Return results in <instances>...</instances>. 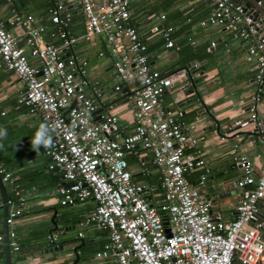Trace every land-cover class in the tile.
Returning <instances> with one entry per match:
<instances>
[{"label":"built area","instance_id":"1","mask_svg":"<svg viewBox=\"0 0 264 264\" xmlns=\"http://www.w3.org/2000/svg\"><path fill=\"white\" fill-rule=\"evenodd\" d=\"M76 1L83 18L78 36L68 29L69 13L52 1L47 20L53 25L48 32L53 42L41 40L45 27L39 24L26 29L25 46L19 45L0 19V61L22 84L15 107L23 106L38 117V131L41 125L47 128L51 145L39 148L47 168L59 174L54 189L58 203L91 200L93 207L84 222L106 230L94 257L110 258L112 264H264V216L259 211L264 209V169L256 170L245 156H238L241 175L225 184L244 195L232 218L213 212L200 190L209 174L208 164L194 150L196 139L178 119L180 113L175 117L162 105L175 81L185 76L192 81L189 70L164 72L149 66L146 46L130 23L128 0ZM203 1H209L212 10L199 25H220L234 39L253 38L244 56L255 64L253 90L244 104L251 133L264 135L257 113L264 87V35L257 33L258 23L240 5L230 0ZM20 21L16 15L12 23ZM161 35L165 47L174 46L171 27H164ZM93 36H100L108 47L116 77L113 92L130 104V132L120 133L117 115L103 103L99 81L88 75L86 60L72 50L78 39ZM28 56L37 63H29ZM141 150L150 154L156 183L132 178L129 157L141 174L149 171ZM194 170L200 171L196 186L187 181ZM0 178L10 181L2 166ZM15 194V202L6 200L13 204L7 209V226L24 203V197ZM7 243L10 250L18 249L13 230H7Z\"/></svg>","mask_w":264,"mask_h":264},{"label":"crops","instance_id":"2","mask_svg":"<svg viewBox=\"0 0 264 264\" xmlns=\"http://www.w3.org/2000/svg\"><path fill=\"white\" fill-rule=\"evenodd\" d=\"M52 1L11 0L5 3L0 0V19L19 45L25 46L26 29L39 24L45 27L41 40L53 42L54 39L48 35L53 25L47 20ZM54 1L60 2L63 10L69 13V31L80 35L83 18L77 1ZM128 2L130 23L146 46L149 66L164 72L187 67L192 75V81L188 76L175 81L163 96L162 105L175 117L180 113L178 119L196 139L194 150L208 164L209 174L200 190L208 198L211 210L225 219L232 218L235 204L244 195L242 190L225 184L228 179L241 175L237 157L245 156L256 170L264 169V135L251 133L244 104L253 90L255 64L244 59L246 48L253 38L234 39L220 25H199V21L212 10L209 1ZM16 15L21 17L19 24L12 23ZM27 15L32 20L26 21ZM164 27H171L173 47L164 46L161 35ZM212 42L213 45L210 44ZM72 50L86 60L88 75L99 81L103 103L105 106L110 104V112L117 115L120 133L130 132V104L112 90L116 77L106 43L100 36L89 40L78 39ZM28 62L36 64L37 60L28 56ZM193 81H196L195 85ZM21 90L22 84L17 75L7 70L0 61V129L6 132V135L0 136V166L10 173V181L2 183L7 199L15 202V191L24 197L21 213L8 226L14 231L18 245L15 251L9 249L10 263L112 264L110 258L98 260L94 257L106 239V230L84 222L85 215L93 207L92 201L87 199L65 206L58 203L54 189L59 182V174L47 168V158L40 148L34 150L30 144L38 132L39 119L25 107H15ZM257 113L258 119L264 123V89L257 104ZM236 120H240L238 125L233 124ZM141 153L149 171L141 174L131 158L129 164L135 175L133 179L156 183L150 154L146 150H141ZM199 172L194 170L187 175L190 185L196 186ZM12 207L13 204L8 205V209ZM54 227L64 229L63 235L55 236ZM0 230L2 234L1 224ZM66 239L71 244L60 249L59 245ZM53 246L55 250L50 251ZM0 263L5 264L2 247Z\"/></svg>","mask_w":264,"mask_h":264},{"label":"water","instance_id":"3","mask_svg":"<svg viewBox=\"0 0 264 264\" xmlns=\"http://www.w3.org/2000/svg\"><path fill=\"white\" fill-rule=\"evenodd\" d=\"M230 2L233 5H240L243 13L245 15H248L253 22L258 23L259 26L257 28V33L263 36L264 35V0H230ZM195 83L196 81L192 82V84L194 85ZM262 128L264 129V123L262 125ZM214 187H216V185ZM0 196H1L0 201L2 204L1 206V209H2V216H1L2 239L0 241V246L3 248L5 264H11L9 260V247L7 243L8 226L5 223V218H6L7 209H8V205L6 203L7 195L5 193V187L1 181V178H0ZM259 211H260V215L264 216V209H260ZM64 231H65L64 229H59V228L54 227L53 234L55 236L63 235ZM262 237H264V229L262 232ZM62 242L59 245L60 249L62 246H67L71 244L69 239L63 240ZM49 250L54 251L55 250L54 246L51 247Z\"/></svg>","mask_w":264,"mask_h":264},{"label":"clouds","instance_id":"4","mask_svg":"<svg viewBox=\"0 0 264 264\" xmlns=\"http://www.w3.org/2000/svg\"><path fill=\"white\" fill-rule=\"evenodd\" d=\"M47 128L44 125H41L39 131L37 132L34 140H33V148L34 150L39 149L41 145L44 147H49L51 145V138L50 136L46 135ZM6 135V132L0 129V136Z\"/></svg>","mask_w":264,"mask_h":264},{"label":"trees","instance_id":"5","mask_svg":"<svg viewBox=\"0 0 264 264\" xmlns=\"http://www.w3.org/2000/svg\"><path fill=\"white\" fill-rule=\"evenodd\" d=\"M128 162H131V158H128ZM138 175H136V177H137ZM133 177H135V175L133 176V174H132V178ZM13 196H10L9 198H12ZM0 232H1V230H0Z\"/></svg>","mask_w":264,"mask_h":264}]
</instances>
